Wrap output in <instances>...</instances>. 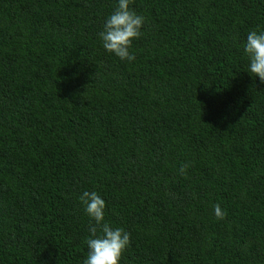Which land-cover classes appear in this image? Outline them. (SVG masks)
<instances>
[{"label":"trees","instance_id":"obj_1","mask_svg":"<svg viewBox=\"0 0 264 264\" xmlns=\"http://www.w3.org/2000/svg\"><path fill=\"white\" fill-rule=\"evenodd\" d=\"M117 6L0 0V264H83L84 191L120 264H264V0H132L134 61L98 35Z\"/></svg>","mask_w":264,"mask_h":264},{"label":"clouds","instance_id":"obj_2","mask_svg":"<svg viewBox=\"0 0 264 264\" xmlns=\"http://www.w3.org/2000/svg\"><path fill=\"white\" fill-rule=\"evenodd\" d=\"M132 0H118L116 10L106 19L103 31L99 32L103 47L122 60L134 61L135 55L129 49L134 39L142 35L145 17L130 7ZM244 51L249 58L248 71L264 83V31L252 30L247 34ZM190 163L180 167V173L187 176ZM89 217L95 221L89 226L86 239L88 255L83 264H120L122 254L130 244V233L123 227L113 228L104 222L105 200L96 191H84L79 197ZM217 219H224L227 212L219 203L214 205Z\"/></svg>","mask_w":264,"mask_h":264}]
</instances>
